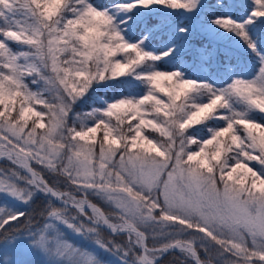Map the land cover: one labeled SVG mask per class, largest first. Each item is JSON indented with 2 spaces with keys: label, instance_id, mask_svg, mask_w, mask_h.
I'll use <instances>...</instances> for the list:
<instances>
[{
  "label": "snow or ice",
  "instance_id": "1",
  "mask_svg": "<svg viewBox=\"0 0 264 264\" xmlns=\"http://www.w3.org/2000/svg\"><path fill=\"white\" fill-rule=\"evenodd\" d=\"M264 264V0H0V264Z\"/></svg>",
  "mask_w": 264,
  "mask_h": 264
},
{
  "label": "trees",
  "instance_id": "2",
  "mask_svg": "<svg viewBox=\"0 0 264 264\" xmlns=\"http://www.w3.org/2000/svg\"><path fill=\"white\" fill-rule=\"evenodd\" d=\"M165 264H166V262H165Z\"/></svg>",
  "mask_w": 264,
  "mask_h": 264
}]
</instances>
